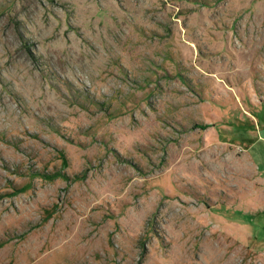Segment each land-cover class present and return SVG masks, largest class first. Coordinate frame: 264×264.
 <instances>
[{
    "label": "rangeland",
    "instance_id": "1",
    "mask_svg": "<svg viewBox=\"0 0 264 264\" xmlns=\"http://www.w3.org/2000/svg\"><path fill=\"white\" fill-rule=\"evenodd\" d=\"M0 264H264V0H0Z\"/></svg>",
    "mask_w": 264,
    "mask_h": 264
}]
</instances>
